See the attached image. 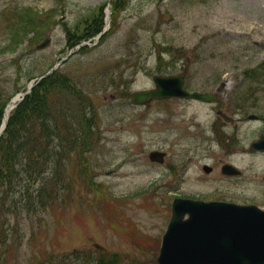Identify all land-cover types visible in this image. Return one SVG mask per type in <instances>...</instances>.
Segmentation results:
<instances>
[{
    "label": "rangeland",
    "instance_id": "374dc122",
    "mask_svg": "<svg viewBox=\"0 0 264 264\" xmlns=\"http://www.w3.org/2000/svg\"><path fill=\"white\" fill-rule=\"evenodd\" d=\"M111 3L0 0V11L28 5L42 15L51 12L53 20L35 43L26 39L16 52L0 53L4 97L24 90L68 53L75 44L67 30L79 25L75 36L80 35L101 6L106 29L97 40L82 39L87 48H77L58 66L92 100L95 142L81 159L65 162L59 201L7 215L4 226L18 238L10 236L5 249L0 244V264H93L99 255L113 257L115 264H157L173 197L264 209V152L250 147L264 133V79L245 74L264 72V0H127L118 9ZM6 15L0 14V25ZM46 37L47 45L38 48ZM158 53L189 90H214L217 102L133 103L134 90L151 88L152 75L166 74L157 67ZM249 113L258 118L247 119ZM153 149L165 152L162 162L149 159ZM224 162L241 174L221 173Z\"/></svg>",
    "mask_w": 264,
    "mask_h": 264
},
{
    "label": "trees",
    "instance_id": "16d2710c",
    "mask_svg": "<svg viewBox=\"0 0 264 264\" xmlns=\"http://www.w3.org/2000/svg\"><path fill=\"white\" fill-rule=\"evenodd\" d=\"M126 2L112 0L111 7L118 9ZM102 7L99 17L85 22L80 35L75 36L79 25L67 30L70 45L102 29ZM3 13L7 15L0 25V53L16 52L26 39L27 45L35 43L53 23L51 12L42 15L28 5L15 4L0 11ZM86 48L87 45L80 47ZM161 58L158 53L157 67L166 73L173 71V66L165 67ZM261 63L263 66L264 60ZM245 74L264 79L263 71ZM8 99L0 91V123ZM93 119L92 100L83 85L58 68L41 78L11 110L0 134V244L4 249L7 239L18 238L15 230L11 235L4 226L9 213L18 217L20 212L30 213L36 207L44 210L59 201L66 187L65 162L84 157L95 142ZM80 171L85 174L88 169L83 165ZM93 264H115V260L99 255Z\"/></svg>",
    "mask_w": 264,
    "mask_h": 264
},
{
    "label": "water",
    "instance_id": "95a60500",
    "mask_svg": "<svg viewBox=\"0 0 264 264\" xmlns=\"http://www.w3.org/2000/svg\"><path fill=\"white\" fill-rule=\"evenodd\" d=\"M108 17V16H107ZM107 21V18H106ZM101 32L97 35V37ZM49 42L45 38L37 46ZM76 47H79L78 45ZM75 51L74 48L57 60L45 73L31 80L14 106L43 76L54 70L64 59ZM154 87L136 90L131 100L143 104L153 99L183 97L201 101H214L213 92L188 90L183 86L181 75L152 76ZM10 104L6 105V107ZM6 109L4 110L5 113ZM228 119L226 114H222ZM4 114L0 133L7 121ZM249 117H255L250 114ZM257 150H264V135L251 142ZM164 153L149 152L151 160L161 161ZM206 171L210 167L204 165ZM221 171L237 174L239 170L230 163H224ZM264 263V209L256 204H238L228 201L175 197L171 203V217L162 235L157 264H263Z\"/></svg>",
    "mask_w": 264,
    "mask_h": 264
},
{
    "label": "bare ground",
    "instance_id": "6f19581e",
    "mask_svg": "<svg viewBox=\"0 0 264 264\" xmlns=\"http://www.w3.org/2000/svg\"><path fill=\"white\" fill-rule=\"evenodd\" d=\"M18 98H19V95L18 94H16L15 96H13L12 100L10 101V104L6 107L5 114H8V112L11 110L14 102L17 101Z\"/></svg>",
    "mask_w": 264,
    "mask_h": 264
}]
</instances>
